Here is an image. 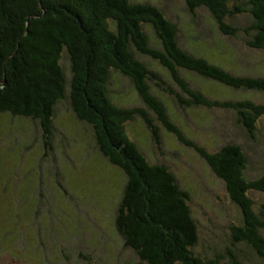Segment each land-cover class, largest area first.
Segmentation results:
<instances>
[{
	"label": "trees",
	"instance_id": "1",
	"mask_svg": "<svg viewBox=\"0 0 264 264\" xmlns=\"http://www.w3.org/2000/svg\"><path fill=\"white\" fill-rule=\"evenodd\" d=\"M140 1L0 0V114L38 122L44 146L53 151L56 107L69 97L78 119L91 124L102 155L126 175L115 217V230L123 238L124 247L134 251L142 264H215L196 254L199 230L191 209V195L169 167L149 161L127 132V124L140 116L155 143L161 145V129L148 112L123 108L112 100V76L120 72L135 84L140 97L153 109L166 131L176 135L186 146L195 148L224 181L231 199L243 213V225L233 228L235 241L250 245L264 258L261 231L264 213H255L250 197L253 191L264 193V174L255 180L246 178L248 159L240 145L227 144L209 153L188 139L170 118L163 102L151 92L153 84L186 108L216 105L236 109L240 123L253 134L264 116V105L250 100L211 101L206 94L188 86L180 69L236 90L264 92V77L233 74L209 57L186 49L180 42L179 27L165 11ZM186 2L193 14L207 9L221 33L229 37L241 32L228 22L229 17L250 14L253 22L243 30L246 44L264 52V0ZM148 27L157 41L151 37ZM138 56H148L167 68L183 94L166 87L152 65ZM65 61L70 62L73 73L70 90ZM7 156L11 158L3 156L0 164L3 179L11 166ZM30 166L19 168L20 172ZM24 179V189L20 190L19 186L18 197L25 188L29 193L35 186L33 175ZM68 179L75 193L84 191V184L75 186L72 177ZM59 186L67 195L63 183ZM101 186L93 182L94 198L108 209L107 200L112 199L114 189L103 197L98 192ZM23 210L29 217V206ZM78 219L73 224L85 221V217ZM62 224V229L73 227L69 220ZM33 244L34 238L29 247ZM62 253L66 259L71 258L72 253L68 254L64 248ZM78 256L92 261L82 252Z\"/></svg>",
	"mask_w": 264,
	"mask_h": 264
},
{
	"label": "rangeland",
	"instance_id": "2",
	"mask_svg": "<svg viewBox=\"0 0 264 264\" xmlns=\"http://www.w3.org/2000/svg\"><path fill=\"white\" fill-rule=\"evenodd\" d=\"M140 2H149L165 11L179 27L180 42L186 49L209 57L233 74L264 77V52L248 47L243 33L253 22L250 14L229 17L228 22L241 31L238 36L229 37L221 33L207 9L193 14L186 0ZM147 29L157 41L153 30ZM138 58L152 65L166 87L183 94L167 68L148 56ZM65 70L70 90L73 73L68 61H65ZM180 74L191 89L206 94L211 101L250 100L264 105V92L236 90L182 69ZM151 92L163 102L170 118L188 139L209 153L227 144L240 145L248 159L246 178L255 180L264 174V116L255 133L250 134L240 123L236 109L216 105L186 108L153 84ZM110 95L115 104L123 108L148 112L160 127L161 145L155 143L140 116L127 124V132L149 161L169 167L191 195V209L199 230L196 254L208 263L264 264V258L250 245L235 241L233 228L243 225L242 210L231 199L224 181L214 173L206 158L166 131L153 109L140 97L135 84L120 72L113 73ZM54 120L53 151H50L43 144V131L38 122L0 114V164L3 156H11H7L11 166L9 171L6 169L4 179L0 173V264H142L134 251L124 247L123 238L115 230L126 175L102 155L91 124L78 119L69 97L56 107ZM13 155L19 159H13ZM30 175L35 177L32 192L29 194L25 188V193L18 197L19 186L20 190L24 189L22 179ZM69 177L75 181V186L84 184V191L75 193L68 184ZM93 182L97 186L102 184L98 192L103 197L114 189L112 199L107 200L108 209L94 198ZM61 183L67 195L61 191ZM250 197L255 213H264V193L253 191ZM28 206L29 217L23 210ZM83 217V223L73 224ZM68 220L69 225H73L70 226L72 234L70 228L62 229V223ZM261 231L264 235V229ZM65 237L70 238L63 240ZM32 238L35 244L29 247ZM63 248L68 254L72 253L71 258L64 257ZM81 252L92 261L79 257Z\"/></svg>",
	"mask_w": 264,
	"mask_h": 264
}]
</instances>
